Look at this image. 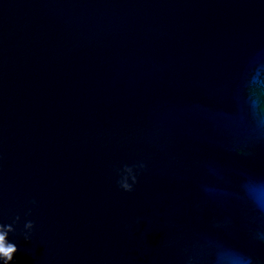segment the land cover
Instances as JSON below:
<instances>
[{
  "label": "water",
  "instance_id": "95a60500",
  "mask_svg": "<svg viewBox=\"0 0 264 264\" xmlns=\"http://www.w3.org/2000/svg\"><path fill=\"white\" fill-rule=\"evenodd\" d=\"M0 235V264H264V0H0Z\"/></svg>",
  "mask_w": 264,
  "mask_h": 264
},
{
  "label": "clouds",
  "instance_id": "9594fccd",
  "mask_svg": "<svg viewBox=\"0 0 264 264\" xmlns=\"http://www.w3.org/2000/svg\"><path fill=\"white\" fill-rule=\"evenodd\" d=\"M123 187L125 189L129 188V185H127L126 183L123 184ZM2 241H3V236L0 235V253L3 254L4 257H6V260L7 261H10L12 260V255L11 253L15 250L13 246L9 245L7 247H5L3 244H2Z\"/></svg>",
  "mask_w": 264,
  "mask_h": 264
}]
</instances>
